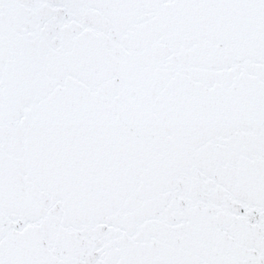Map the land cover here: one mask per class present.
I'll return each mask as SVG.
<instances>
[{
  "label": "snow or ice",
  "instance_id": "obj_1",
  "mask_svg": "<svg viewBox=\"0 0 264 264\" xmlns=\"http://www.w3.org/2000/svg\"><path fill=\"white\" fill-rule=\"evenodd\" d=\"M0 264H264V0H0Z\"/></svg>",
  "mask_w": 264,
  "mask_h": 264
}]
</instances>
